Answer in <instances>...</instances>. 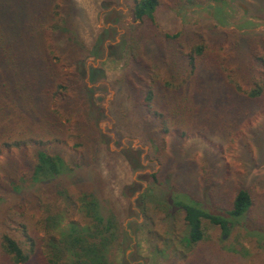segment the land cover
<instances>
[{
    "label": "trees",
    "instance_id": "1",
    "mask_svg": "<svg viewBox=\"0 0 264 264\" xmlns=\"http://www.w3.org/2000/svg\"><path fill=\"white\" fill-rule=\"evenodd\" d=\"M211 1L227 2L123 0L130 21L122 23V11L111 9L105 14L109 25L86 42L75 32L76 0H0V202L21 193L0 204V264H129L124 249L131 236L124 222L137 215L131 197L142 187L139 180L149 186L136 200L143 220L130 224L133 232L144 229L151 249L157 251L162 240L156 229L161 212L178 213L184 232L179 260L247 264L237 252L210 250L206 230L218 225L226 233L264 204V195L253 190L260 179L251 187L237 183L221 204L201 159L195 172L205 199L177 184L157 199L162 169L137 179L122 176L124 164L132 171L143 167L141 149L111 150V137L99 125L112 121L116 144L138 138L149 145V159L167 169L173 158L187 159L189 139L210 145L215 136L220 146L237 141L246 153L253 142L264 155V31L205 20L164 30L157 22L164 7ZM236 1L264 16V0ZM116 22L123 32L118 42L107 44L106 57L120 68L109 81L120 89L105 108L106 83H95L106 77L99 65L87 70L86 60L103 56L102 41H114ZM256 169L251 165L254 177ZM223 172L217 170L222 180ZM29 182L39 184L20 192ZM260 221L251 228L257 233L250 224L245 228L259 236L264 251V218Z\"/></svg>",
    "mask_w": 264,
    "mask_h": 264
},
{
    "label": "rangeland",
    "instance_id": "2",
    "mask_svg": "<svg viewBox=\"0 0 264 264\" xmlns=\"http://www.w3.org/2000/svg\"><path fill=\"white\" fill-rule=\"evenodd\" d=\"M104 0H76L77 8L79 10L77 21V35L79 39L86 42H90L92 39L93 31L98 32L101 27L109 24L105 23V14L111 9L121 10L123 17L122 23L130 21V17L127 14V8L124 5L123 0H112L110 5H104ZM227 2H208L202 5H188L185 2L176 4L174 7H164L159 10L156 15L157 22L164 30L169 29H181L183 26L190 25L195 21H213L220 27L235 28L238 31H264V16L260 13L258 16L253 15L252 10L248 9L245 4H239L236 0H226ZM117 28V34L114 35V41L111 39H104L102 45L105 48V53L101 57L94 55L90 56L86 60L87 70L90 66H101L105 81L97 80L95 85L106 83L107 93L105 95L102 91H97V95H104L103 106L107 108L108 101L119 91V84L110 85L109 81L116 80L119 75L120 68L111 59L106 57L107 44L115 43L119 41V35L123 32V29L119 26V23L112 24ZM88 81V78H86ZM100 83V84H99ZM89 85H91L89 83ZM112 121L104 119L100 121V128L105 131L110 137L109 147L111 150H120L122 147H131L133 149H141L140 157L143 167L138 170L132 171L126 164L121 168V175L124 177H131L137 179L140 174L150 173L162 169V172L157 175L160 185H155V195L157 199L163 198L164 194L168 191V188L177 184L180 188L187 189L198 197L205 199L208 194L201 188L198 180L197 167L201 162V159L206 160L208 167L206 168L212 172L210 176L211 183L214 185V196L219 203L224 201V197L228 194V190L233 189L237 183H241L251 187L252 181L260 179L262 182L256 184L253 189L257 194L264 195V155L262 156L259 151L258 144H253L246 153L242 150V144L239 142H228L224 146H220L217 143H213L215 136H211L210 145L188 140L184 146V153L187 159L182 162H178L179 159L173 158L167 168H162V164L156 159H149V153L151 149L149 145L142 144L138 138H121L119 144L117 143L115 134L110 130ZM250 126L254 127L255 133H257V123L253 121ZM248 136L249 131L245 130ZM247 141V138H244ZM206 144V145H205ZM192 158V159H189ZM184 159V158H183ZM191 161L190 163H188ZM201 163H205L201 162ZM251 165L256 166L257 177L253 176L250 171ZM222 168L224 170V176L218 175L217 170ZM181 171V172H180ZM222 180V181H221ZM142 187L136 191L131 197L134 209L137 210V215L127 218L124 222L127 232L131 236V242L124 249V257L130 262L129 264H186V261L179 260L178 252L183 250V226L179 220L178 213L173 216H165L161 212L160 219L157 221L156 229L161 233L162 240L157 243V251L151 249L150 238L146 236L144 229H136L133 232L134 226H131L130 222L136 221L141 223L143 216L141 212L136 208V200H142L144 191L148 186V182L145 180H139ZM39 183H24L20 187V192L30 190L32 187L38 186ZM154 193V192H153ZM21 193H14L0 204L6 205L8 202L16 200ZM175 196L179 199L183 198L180 191H175ZM264 197V196H263ZM222 204V203H221ZM225 204V203H224ZM264 218V204H260L259 207L253 208L246 218L241 219L235 225H233L226 233L218 226H207V242L206 245L210 247V250L217 249L223 253H232V251L242 254L243 259L247 261V264H264V251L261 249V240L256 235L257 229L254 228L255 224H261L260 219ZM206 224H209L205 221ZM231 224V223H229ZM241 224V225H240ZM249 227L253 232L249 233L245 226ZM254 224V225H253ZM220 237H223L221 240ZM186 249V248H185ZM204 251L207 250L205 246ZM191 257V256H190ZM174 258L177 259L174 261Z\"/></svg>",
    "mask_w": 264,
    "mask_h": 264
}]
</instances>
